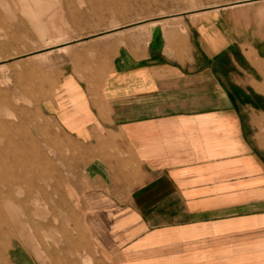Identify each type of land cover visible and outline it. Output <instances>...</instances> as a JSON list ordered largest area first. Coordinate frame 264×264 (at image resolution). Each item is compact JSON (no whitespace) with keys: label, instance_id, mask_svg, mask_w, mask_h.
<instances>
[{"label":"crops","instance_id":"1","mask_svg":"<svg viewBox=\"0 0 264 264\" xmlns=\"http://www.w3.org/2000/svg\"><path fill=\"white\" fill-rule=\"evenodd\" d=\"M179 18L154 25L137 51L121 49L100 96L87 99L94 116L68 127L137 165L97 157L86 171L101 255L85 258L264 264V0ZM16 260L29 264L23 252Z\"/></svg>","mask_w":264,"mask_h":264},{"label":"rangeland","instance_id":"2","mask_svg":"<svg viewBox=\"0 0 264 264\" xmlns=\"http://www.w3.org/2000/svg\"><path fill=\"white\" fill-rule=\"evenodd\" d=\"M19 1L0 0V264H19L22 252L29 264H96L85 258L101 255L86 171L97 157L137 165L68 127L94 116L87 99L100 96L121 49L137 51L156 24L236 0H40L33 14ZM109 1L117 13H103Z\"/></svg>","mask_w":264,"mask_h":264},{"label":"bare ground","instance_id":"3","mask_svg":"<svg viewBox=\"0 0 264 264\" xmlns=\"http://www.w3.org/2000/svg\"><path fill=\"white\" fill-rule=\"evenodd\" d=\"M17 1H19V0H17ZM42 1V0H41ZM14 2V1H13ZM20 2V1H19ZM22 2H23V4L24 5H22L23 7H24V10H28L29 12H32V14H33V12H36L37 10H39V8H40V6H39V3H40V0H31V2H30V0H22ZM47 2V1H46ZM20 4V3H19ZM33 4H35V5H33ZM107 5H106V7H103V9H102V11H103V13H108V14H112V13H117L118 12V8H116V7H114V3H113V1L111 2V1H109V2H107L106 3ZM113 5V6H112ZM132 6V5H131ZM48 7V6H47ZM46 7V8H47ZM23 9V8H22ZM135 9V8H134ZM142 9V8H141ZM44 11H46V10H44ZM47 13H48V11H46ZM132 12V11H131ZM45 12H43V14H44ZM31 14V15H32ZM42 14V16H44L45 17V15H43ZM39 15H41V14H39ZM33 16H35V14L33 15ZM41 16V17H42ZM37 17V16H36ZM40 16H39V18H41ZM38 18V17H37ZM37 18H33L35 21L34 22H36V19ZM46 19V18H45ZM38 21V20H37ZM40 23H41V20L39 21ZM38 22V23H39ZM39 25V24H38ZM48 36V35H47ZM2 232V231H1Z\"/></svg>","mask_w":264,"mask_h":264}]
</instances>
